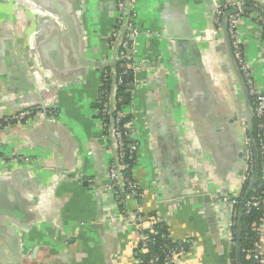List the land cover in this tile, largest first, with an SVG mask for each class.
Returning <instances> with one entry per match:
<instances>
[{
    "label": "crops",
    "instance_id": "crops-1",
    "mask_svg": "<svg viewBox=\"0 0 264 264\" xmlns=\"http://www.w3.org/2000/svg\"><path fill=\"white\" fill-rule=\"evenodd\" d=\"M243 1L256 7L240 32L264 93V0ZM116 2L0 0V116L57 111L0 133V264L134 263L137 230L114 219L120 205L97 187L112 160L95 105L98 64L114 62ZM136 9L145 69L131 100L140 132L133 176L143 195L128 209L158 213L173 238H193L189 264H228L227 207L216 199L240 184L247 126L223 35L205 0H140ZM17 155L31 162L14 163Z\"/></svg>",
    "mask_w": 264,
    "mask_h": 264
},
{
    "label": "built area",
    "instance_id": "built-area-1",
    "mask_svg": "<svg viewBox=\"0 0 264 264\" xmlns=\"http://www.w3.org/2000/svg\"><path fill=\"white\" fill-rule=\"evenodd\" d=\"M139 1L117 0L116 2L115 25L108 36V43L110 51L114 54L113 63L115 65L113 68L103 67L100 69L99 107L95 108L96 117L101 124L103 138L107 143L112 160L107 166L108 180L105 185L97 186L94 179H86V181L93 188H96V186L104 188L113 194L116 202L120 205L119 214L114 219L137 230L138 238L134 250L138 251L140 249V253H147L149 246L155 243L154 236L159 234L153 226L157 223L168 224V222L158 213L150 218H144L139 210L130 211L128 209L129 203L139 201L143 195V188L136 181L133 173L131 172L129 175L130 171L136 166L140 151V132L136 125L138 118L131 100L142 89L143 83L139 80L138 75L141 70L145 69L143 63L136 61L138 39L141 36L137 24L138 12L136 9ZM213 3V22L218 40L222 30L223 17L228 14L227 29L233 56L244 79L249 98H253L251 106L254 119L258 121L259 150H261V155L264 157V93L256 85L240 32V23L246 9V1L235 0L221 3L219 0H213ZM120 89H123V93L120 92ZM55 115H57L55 109L46 108L45 106H32L2 115L0 116V133L14 126L26 127ZM243 145L244 159L240 184L231 196L216 199V203H223L227 207L224 230L229 245L228 264L234 262L230 253L236 246L240 198L245 186L253 181L257 167L255 147L251 142L248 129L245 131ZM12 159L14 163L31 162V158L24 155H17ZM261 201L259 198L253 197L252 201L246 205L248 211H250L252 205L257 206ZM262 203H264V200ZM253 227L258 229L259 240L254 243L252 250H247V253L249 257L260 264H264V221L259 226L254 224ZM163 237L165 238V235ZM194 245L195 240H192L190 251H185L183 248L173 250L168 254L170 258L164 264H189L188 255L193 250ZM159 260V257L155 256L149 264H155ZM133 264H143V262L141 259L135 258Z\"/></svg>",
    "mask_w": 264,
    "mask_h": 264
},
{
    "label": "trees",
    "instance_id": "trees-1",
    "mask_svg": "<svg viewBox=\"0 0 264 264\" xmlns=\"http://www.w3.org/2000/svg\"><path fill=\"white\" fill-rule=\"evenodd\" d=\"M255 9V4L251 1L246 2V9L243 16H249ZM123 93V89H120ZM250 101L253 103V98L250 97ZM99 107L97 103L95 108ZM128 119V118H127ZM257 119H253V139L255 147V160L259 165V175L257 179L251 181L244 188L240 203L238 206L239 218L236 227V246L232 249L231 258L234 260L233 264H260L258 261L249 257L247 250L253 249L254 243L259 240L258 229L253 227L254 224L259 226L264 221V157L261 155L259 150V139H258V127ZM133 173L130 171L129 175ZM253 197L259 198L261 203L257 206H253L248 211L246 205L252 201ZM155 215V214H154ZM154 230L158 231V235L154 236L155 243L149 246L147 253H140V249L134 250V258L141 259L143 264H149L150 261L155 257H159V262L155 264H164L173 250L183 248L185 251L192 249L193 238H187L185 240L174 239L170 233L169 224L157 223L153 226ZM165 235V238L163 237ZM264 257V255H263Z\"/></svg>",
    "mask_w": 264,
    "mask_h": 264
},
{
    "label": "water",
    "instance_id": "water-1",
    "mask_svg": "<svg viewBox=\"0 0 264 264\" xmlns=\"http://www.w3.org/2000/svg\"><path fill=\"white\" fill-rule=\"evenodd\" d=\"M207 4H211L212 5V10L214 9V3L213 0H205ZM221 3H224L225 0H219ZM255 12H259L255 10ZM260 17L262 18L263 21V25H264V14L260 13ZM227 19H228V14H226L223 17V25H222V30L221 33L223 35V44L226 48V52H227V57H228V62L230 64V67L232 69V71L234 72V75L236 76V79L238 81L239 84V88H240V94L244 100L245 103V112L244 115L242 116V118L245 120L246 124H247V129H248V133L251 139L252 144L254 145V140H253V119H254V114H253V110H252V106H251V101L249 98V94H248V90L247 87L245 85L244 79L242 77V74L239 71V68L237 66V63L234 59L233 56V51H232V46H231V40L229 37V33H228V29H227ZM114 63H110V64H98L99 67H110L113 68L114 67ZM244 159V158H243ZM259 175V165L257 164L256 167V172L254 175L253 180L255 181L257 179Z\"/></svg>",
    "mask_w": 264,
    "mask_h": 264
}]
</instances>
